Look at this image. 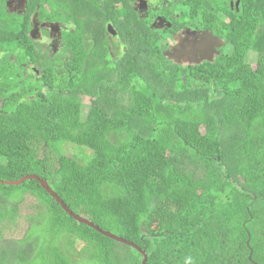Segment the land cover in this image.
Segmentation results:
<instances>
[{"label": "trees", "instance_id": "16d2710c", "mask_svg": "<svg viewBox=\"0 0 264 264\" xmlns=\"http://www.w3.org/2000/svg\"><path fill=\"white\" fill-rule=\"evenodd\" d=\"M8 2L0 181L38 177L147 264H264V0H25L17 16ZM34 20L64 28L58 52L30 37ZM186 28L223 39L214 61L166 55ZM139 253L36 181L0 185V264Z\"/></svg>", "mask_w": 264, "mask_h": 264}, {"label": "rangeland", "instance_id": "374dc122", "mask_svg": "<svg viewBox=\"0 0 264 264\" xmlns=\"http://www.w3.org/2000/svg\"><path fill=\"white\" fill-rule=\"evenodd\" d=\"M25 5V0H13L9 3V8L8 10H10V13H13L14 15H19L22 10L23 7ZM146 7V2L145 1H140L139 2V9L143 10ZM156 25L159 27H164L166 25V22L163 21L162 19H158L156 21ZM44 30L49 32L48 39L52 40L54 43L51 44V47L53 49V51L58 52V50L60 49L58 44H56L55 42L58 41V39H61V30L63 28H59V26H51V25H40L38 24L35 20L33 23V29L30 33V37H32V39L34 41H39L42 40V36L39 32V29ZM205 33L204 32H196L195 30L192 29H188L186 28L185 30L179 32L178 34L175 35V38H171L170 39V51L166 52V55L171 58L174 63L178 62V63H182V64H188V63H195V62H200V61H204V60H208L211 56L212 59H215L218 55H219V49L221 46L223 41H216L214 42V39H212V41H209L206 49H205V44L204 41L207 40L206 37L204 38ZM197 47V48H196ZM179 50H183L182 55H178L177 52ZM191 51H196V52H191ZM253 67L256 68L257 67V62H256V58H254L253 60ZM85 100V106H88L90 103L89 99H84ZM201 131L203 133H205V128H201ZM72 148V146H69V148ZM73 151L76 153V156L79 157V162L81 164H84V156L85 154L81 151V149L77 148V147H73ZM91 154L90 152H88L87 155ZM64 155L66 157H70L71 153H66L64 152ZM81 159V160H80Z\"/></svg>", "mask_w": 264, "mask_h": 264}, {"label": "water", "instance_id": "95a60500", "mask_svg": "<svg viewBox=\"0 0 264 264\" xmlns=\"http://www.w3.org/2000/svg\"><path fill=\"white\" fill-rule=\"evenodd\" d=\"M206 37L207 40L204 41L205 44V49L209 43V41H212V39H214L216 41H221L220 38L216 37L213 35V33H205L204 38ZM213 42V41H212ZM223 44L225 45V43L223 42L221 46H223ZM197 48V47H196ZM221 48V47H220ZM183 50H179L177 52L178 55H182ZM191 52H196V51H191ZM209 61H214V59L210 58L208 59ZM205 61V60H204ZM202 62V61H200ZM27 181H36L40 184V186L42 187V189L48 193L50 195V197H52L62 208V210L70 217L72 218L75 222L85 225L93 230H95L97 233H99L100 235L125 246L131 247L133 249H135L137 252H140L139 254H142L144 256V261H142V264H147L148 261V256L146 254L145 251H142L138 246H135L132 243H129L127 241H124L108 232H103L101 231L98 227L94 226L92 223L88 222L87 220L78 217L77 215H75L74 213H72L67 207L66 205L62 202V200L48 187L47 183L43 180H40L38 177L36 176H28V177H24L23 179L19 180V181H14V182H2L0 181V185H4V186H20L23 183L27 182Z\"/></svg>", "mask_w": 264, "mask_h": 264}, {"label": "flooded vegetation", "instance_id": "af4514ba", "mask_svg": "<svg viewBox=\"0 0 264 264\" xmlns=\"http://www.w3.org/2000/svg\"><path fill=\"white\" fill-rule=\"evenodd\" d=\"M11 1H13V0H9V2H8V4H7V9L9 8V3L11 2ZM141 0H139V2H140ZM142 1H145V0H142ZM237 5V4H236ZM10 11V10H9ZM39 24V23H38ZM40 25H46V24H42V23H40ZM52 26V25H51ZM55 26H57V25H55ZM59 28H61V27H59ZM189 29V28H188ZM183 30H185V29H183ZM182 30V31H183ZM193 30V29H192ZM61 31H64V28L61 30ZM196 31V30H195ZM39 32H40V34H41V38H42V40H39V41H36V42H41V43H43V44H47L48 45V47L53 51V49H52V47H51V44H53L54 42L52 41V40H49L48 38L49 37H47L48 36V33L49 32H47V31H44V30H42V28L41 29H39ZM196 32H201V31H196ZM45 34H47V36H45ZM61 35V34H60ZM218 38H220V37H218ZM221 39V38H220ZM47 41V42H43V41ZM59 40L60 39H58V41L57 42H55L56 44H58V46H59V48H60V45H59ZM222 41H223V39H221ZM224 42V41H223ZM219 52H220V49H219Z\"/></svg>", "mask_w": 264, "mask_h": 264}, {"label": "clouds", "instance_id": "9594fccd", "mask_svg": "<svg viewBox=\"0 0 264 264\" xmlns=\"http://www.w3.org/2000/svg\"><path fill=\"white\" fill-rule=\"evenodd\" d=\"M43 42H47L46 40L45 41H43ZM184 264H193V260H192V257H186L185 259H184Z\"/></svg>", "mask_w": 264, "mask_h": 264}]
</instances>
